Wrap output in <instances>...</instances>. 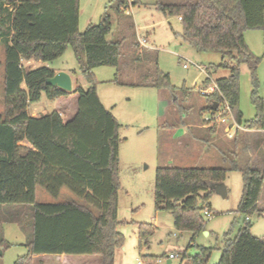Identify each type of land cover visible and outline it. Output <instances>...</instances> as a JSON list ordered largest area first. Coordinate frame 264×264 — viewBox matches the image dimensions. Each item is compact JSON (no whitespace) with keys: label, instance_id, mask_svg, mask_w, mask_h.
Wrapping results in <instances>:
<instances>
[{"label":"trees","instance_id":"trees-1","mask_svg":"<svg viewBox=\"0 0 264 264\" xmlns=\"http://www.w3.org/2000/svg\"><path fill=\"white\" fill-rule=\"evenodd\" d=\"M79 1L0 0V42L5 47L0 209L11 206L33 209L28 252L16 264H33V258L40 255L100 256L102 264H115L116 249L124 244V237L116 230L120 124L98 96L99 83L94 70L104 66L115 68V79L111 82L118 86L176 91L170 76L157 65L142 72L139 83L122 82L124 43L107 39L113 31L112 17L105 13L97 25H90L81 33ZM138 3L135 0L133 6ZM126 8L127 0H121L117 12L125 14ZM157 8L166 16L180 19L183 29L179 36L185 43L199 52L222 55L219 67L228 70L229 75L216 80L214 93L204 96L211 102L210 109L216 103L219 107L228 104L237 125L248 131L263 130L264 103L257 92L260 59L250 51L244 33L264 30V0H194L174 5L159 3ZM69 48L76 55L88 89L78 86L65 92L47 84L55 76L54 70L25 66L31 61L52 63ZM150 53L141 50L135 57L149 62ZM243 65L250 68L253 79L252 102L257 114L252 120H244L240 110ZM210 76L204 81L205 88H211ZM72 95H77V112L67 121L58 111L39 118L31 115L32 105L44 96L54 101ZM218 112L219 108L212 114ZM230 171L242 172L243 197L238 213L244 216V223L234 238L227 234L217 264H264V239L252 234L251 221L253 215L264 214L258 206L264 170L241 169L237 161H232L230 168L159 167L155 210L171 213L175 230L180 233L205 231V212L211 214L214 187L224 184ZM37 188L44 189L55 200L65 189L77 202L37 203ZM1 211L7 210H0V214ZM1 226L0 221V248L7 249L10 244L4 239ZM153 233V225L139 226L138 249L144 264H158L165 259L145 254ZM192 247L178 254L182 262L187 259L189 264H209L214 249L197 247V254L189 256Z\"/></svg>","mask_w":264,"mask_h":264},{"label":"rangeland","instance_id":"rangeland-1","mask_svg":"<svg viewBox=\"0 0 264 264\" xmlns=\"http://www.w3.org/2000/svg\"><path fill=\"white\" fill-rule=\"evenodd\" d=\"M120 1L80 0L79 31L83 33L90 25H97L104 14L108 13L113 24L108 41L124 43L123 51L126 56L121 62L120 80L128 84L139 83L142 81L141 73L157 65L170 76L176 91L118 86L110 82L115 79V68L104 66L94 70L99 82L97 87L100 97L120 124V190L116 230L124 237V244L116 249L115 263L126 264L139 255V226L151 224L154 233L148 240L145 254L166 258L171 254H182L192 245L188 251L189 256L197 254V247L213 248L209 264H217L227 234L231 233L234 238L244 223V216L238 213L243 197L242 172L228 173L224 183L227 197L222 198L217 193L211 196V216L204 217L205 231L194 234L176 231L172 214L155 210L157 169L230 168L232 161H237L241 169L254 164L264 170V129L257 131V136L246 139L241 132L244 128L237 125L231 114L224 116L220 122L206 123L214 114L210 109L211 102L200 90L205 88L203 84L208 74H211V87H214L215 81L227 77L229 71L219 67L223 58L221 54L199 52L185 43L179 36L183 29L180 19L166 16L157 8L159 3L174 5L194 0H139L138 5L132 8L131 15H120L117 12ZM244 37L250 51L260 59L257 68V92L264 103V30H248ZM140 40H146V46ZM136 44H139L138 48ZM141 50L152 51L150 59L153 62L137 60L135 54ZM4 62L5 47L0 42V116L4 112ZM33 64L32 69L46 66L54 71H76L79 85L84 89L89 87L80 73L79 62L72 48L52 63L33 61ZM185 64L189 66L188 69L184 68ZM253 90L251 70L243 65L240 70V110L244 120H252L257 114L252 102ZM57 101L48 100L44 96L34 106L40 108L43 116L55 110ZM69 101L72 100L68 99ZM222 109L223 106L220 110ZM224 119L226 122L222 123L221 120ZM194 124L201 129L187 128L188 142L195 137L200 146L181 147L180 140L186 133L183 127ZM210 125L216 130L204 128ZM229 126H233V129L227 133ZM214 134L215 140L211 137ZM208 139H212V144H209L210 150L205 154L202 145ZM36 201L40 204L77 202V198L64 189L59 199L55 200L44 189L37 188ZM0 210H7L1 211L0 221L3 237L10 244L0 255V264H16L27 254L26 245L32 237L33 209L32 206H11ZM5 220L15 222L6 223ZM251 221L252 234L264 238V214L262 217L253 215ZM91 258L93 264H101L99 256ZM182 260L176 258L172 262L181 264ZM165 261L166 259H161L159 264H164ZM187 261L186 259L184 263Z\"/></svg>","mask_w":264,"mask_h":264},{"label":"crops","instance_id":"crops-1","mask_svg":"<svg viewBox=\"0 0 264 264\" xmlns=\"http://www.w3.org/2000/svg\"><path fill=\"white\" fill-rule=\"evenodd\" d=\"M33 65H34L33 61L25 63V66H27V67H33ZM59 72H66V73L70 74V76L72 77L73 88L74 89L76 87L80 86L78 80H76L75 74L72 73L73 71L72 72L55 71V73H59ZM97 92H98V96H99L101 102L103 103L105 108L108 109L106 107V105L104 104V102L102 101L101 97H100V93H99L98 87H97ZM75 97H76V99H75ZM68 99H71L72 101L68 102ZM57 100L58 101H57V104H56V107H55L54 111H58L64 120L67 121V120H69L70 118H72L76 114V112H77V96L76 95H72L70 97H63V98H60V99H57ZM39 109H40L39 107H36V106L33 105V108L32 107L30 108V110L32 111L31 115L33 117H36V118L42 117V111H40ZM64 115L66 117H64ZM190 127L191 128L192 127H198V125L194 124V125L185 126L183 128L186 131L187 128H190ZM205 127L208 128V129L214 128V126H211V125L210 126H204V128ZM198 128L201 129L200 127H198ZM227 129H233V126H229ZM215 130H216V128H215ZM241 132H242L243 136L246 137V139L250 138L251 136H253V137L257 136L259 134L257 131H248V130H245V129H241ZM212 136H213V139L215 140L216 139V135L214 134V135H211V137ZM184 138L180 140L181 147L184 146V145H187V146H190V147H194L195 145L197 146L198 144L200 146V143L198 142L199 140L197 138H195V137L190 139V143L188 142L189 139H188L187 131H186V133H184ZM247 141L249 142V139ZM209 144H212V139H210V140L208 139L207 141L203 142L202 146H204L205 154L210 150V145ZM25 145L29 146V144H27V143H25ZM237 150H238V153H239L240 147ZM249 168L261 169V166L253 164L252 167H249ZM258 206H259V210L264 212V186H263V191H262V195H261V198H260ZM259 238H263V237H259ZM5 250H6L5 247L0 248V251H2V253ZM27 252H28V250H27ZM91 257H94V256H83V257H80V256H68V255H40V256H36V257L33 258V264H93V260H92L93 258H91ZM115 257H116V254H115ZM139 258H140V255H138L134 260H131L130 262L128 261L126 264L135 263ZM165 259H166V261L164 262V264H166L167 260L169 259L168 256ZM96 263L99 264L98 262H96ZM188 263H189L188 261H187V263H183L181 261V264H188ZM101 264H102V259H101Z\"/></svg>","mask_w":264,"mask_h":264},{"label":"built area","instance_id":"built-area-1","mask_svg":"<svg viewBox=\"0 0 264 264\" xmlns=\"http://www.w3.org/2000/svg\"><path fill=\"white\" fill-rule=\"evenodd\" d=\"M135 0H127V8L125 10V14L126 15H131L133 14L132 13V8L134 7L133 6V3H134ZM140 43L143 45V46H146V40H140ZM184 68L185 69H188L189 66L187 64L184 65ZM199 70H203L201 69L200 67H198ZM209 74L207 75V78H209ZM206 78V79H207ZM216 90V86L214 87H211V88H204V89H201L200 92L203 96H206V95H210L212 93H214V91ZM223 106V109L220 110L221 107H219V112L214 115L212 118H208L206 121H210L211 123H215V122H220V119H222L224 116L226 115H229L231 114V110H230V107L228 106V104H224L222 105ZM232 115V114H231ZM222 123H225V119L224 120H221ZM239 126V125H238ZM230 132V129H227V133ZM231 138L232 136L229 135ZM205 216H211V214L209 212H205ZM170 260H174L176 258H180L178 255H174V254H171L169 255L168 257ZM161 260H159L158 264L160 263ZM132 264H144L143 261L139 258L135 263H132Z\"/></svg>","mask_w":264,"mask_h":264},{"label":"water","instance_id":"water-1","mask_svg":"<svg viewBox=\"0 0 264 264\" xmlns=\"http://www.w3.org/2000/svg\"><path fill=\"white\" fill-rule=\"evenodd\" d=\"M47 84L52 86V87L59 88L65 92H72L74 89L72 77L70 76V74H68L66 72L56 73L53 78H50L47 80ZM218 108H219V104L216 103L212 107V111L216 112L218 110ZM214 188H215V192L218 195H220L222 198L227 197V188L224 184L217 185ZM0 255H2L1 251H0ZM166 264H173V262H172V260L168 259Z\"/></svg>","mask_w":264,"mask_h":264}]
</instances>
